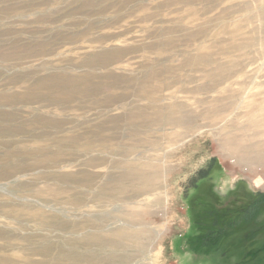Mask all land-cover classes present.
I'll list each match as a JSON object with an SVG mask.
<instances>
[{"label": "rangeland", "instance_id": "obj_1", "mask_svg": "<svg viewBox=\"0 0 264 264\" xmlns=\"http://www.w3.org/2000/svg\"><path fill=\"white\" fill-rule=\"evenodd\" d=\"M263 200L264 0H0V264H264Z\"/></svg>", "mask_w": 264, "mask_h": 264}, {"label": "trees", "instance_id": "obj_2", "mask_svg": "<svg viewBox=\"0 0 264 264\" xmlns=\"http://www.w3.org/2000/svg\"><path fill=\"white\" fill-rule=\"evenodd\" d=\"M200 200H203L205 202L204 197H201ZM251 200V202L249 201L242 208H234V205H225L224 207H218L213 204L212 201H210V205L198 206V214L196 215V219L194 221V225L197 228V233L193 237H190L188 241L190 249L196 253L204 255L212 254L211 249H213L214 251L221 252V256H228L229 253L233 251L232 247L234 248L235 245L233 243H226L227 233L240 231L245 228L243 227L244 225L249 223V212L254 206V199ZM208 220L210 222L208 224H205L204 222H208ZM202 222L204 225L202 224ZM260 228L261 227H258L257 229L254 227V229H252L253 233L250 232V230L245 232L244 234H246V237L244 241L247 242V244L249 241L251 242L253 234L257 233ZM208 238H210L211 240L210 245L206 242ZM247 244L243 249V254H253L252 252H250V250L257 251L258 253H264L263 248L257 249L255 247H251L249 250L247 248Z\"/></svg>", "mask_w": 264, "mask_h": 264}, {"label": "flooded vegetation", "instance_id": "obj_3", "mask_svg": "<svg viewBox=\"0 0 264 264\" xmlns=\"http://www.w3.org/2000/svg\"><path fill=\"white\" fill-rule=\"evenodd\" d=\"M199 196H203V195H199ZM196 197V204L197 206H206V205H210V199H208V197L203 196L205 198V202L203 200H200L201 197ZM210 221L208 220V222H204L205 224H208ZM203 224V222H202ZM204 225V224H203Z\"/></svg>", "mask_w": 264, "mask_h": 264}, {"label": "bare ground", "instance_id": "obj_4", "mask_svg": "<svg viewBox=\"0 0 264 264\" xmlns=\"http://www.w3.org/2000/svg\"><path fill=\"white\" fill-rule=\"evenodd\" d=\"M164 119H167V121H168V120H170L171 118H170V117H164Z\"/></svg>", "mask_w": 264, "mask_h": 264}]
</instances>
